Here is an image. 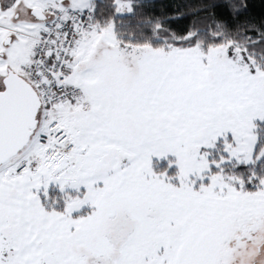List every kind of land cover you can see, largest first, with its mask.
Segmentation results:
<instances>
[{
  "label": "snow or ice",
  "instance_id": "1",
  "mask_svg": "<svg viewBox=\"0 0 264 264\" xmlns=\"http://www.w3.org/2000/svg\"><path fill=\"white\" fill-rule=\"evenodd\" d=\"M0 0V264H264V0Z\"/></svg>",
  "mask_w": 264,
  "mask_h": 264
},
{
  "label": "trees",
  "instance_id": "2",
  "mask_svg": "<svg viewBox=\"0 0 264 264\" xmlns=\"http://www.w3.org/2000/svg\"><path fill=\"white\" fill-rule=\"evenodd\" d=\"M171 0H157L158 5L170 3ZM257 10L261 8L260 0H254Z\"/></svg>",
  "mask_w": 264,
  "mask_h": 264
}]
</instances>
